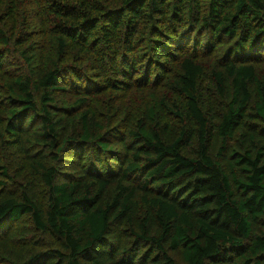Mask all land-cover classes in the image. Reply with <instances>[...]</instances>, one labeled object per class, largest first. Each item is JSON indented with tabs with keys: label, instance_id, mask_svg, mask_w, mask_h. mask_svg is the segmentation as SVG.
<instances>
[{
	"label": "trees",
	"instance_id": "16d2710c",
	"mask_svg": "<svg viewBox=\"0 0 264 264\" xmlns=\"http://www.w3.org/2000/svg\"><path fill=\"white\" fill-rule=\"evenodd\" d=\"M262 63L264 0H0V264H264Z\"/></svg>",
	"mask_w": 264,
	"mask_h": 264
},
{
	"label": "rangeland",
	"instance_id": "374dc122",
	"mask_svg": "<svg viewBox=\"0 0 264 264\" xmlns=\"http://www.w3.org/2000/svg\"><path fill=\"white\" fill-rule=\"evenodd\" d=\"M206 64L210 65V60H206ZM259 68H263L264 69V64H260L258 66ZM6 82V78H2L0 77V89L4 88V83ZM158 97V98H163L164 100H170L173 98V95L171 94V92H169L166 88L164 87H153V88H148L145 90H139V91H131L128 92L126 94H117L115 92H108L107 95H100V96H93V99H98L97 101L101 100L102 103H104L106 105V107H115L119 106L122 107V112L127 110L126 105L128 104H134V102H145L146 99H150L152 97ZM0 97L1 94H0ZM98 103V102H95ZM0 113L3 114L4 111L0 110ZM107 115L106 112H100L98 113V117H102ZM77 120V118H76ZM76 120L74 122H69L70 120L67 121V125L69 128H74L76 126ZM218 139H215L213 141V145H212V150H213V154L215 153V150L217 148L218 145ZM4 155V154H3ZM23 227V226H22ZM16 237H23L28 235V231L26 229H22L19 228V226L17 225L16 227H14L13 232H12Z\"/></svg>",
	"mask_w": 264,
	"mask_h": 264
}]
</instances>
